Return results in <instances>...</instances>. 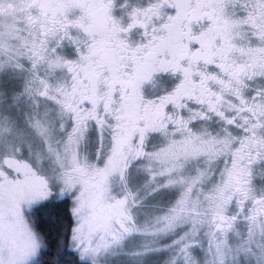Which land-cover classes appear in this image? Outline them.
Segmentation results:
<instances>
[{"label": "snow or ice", "instance_id": "1", "mask_svg": "<svg viewBox=\"0 0 264 264\" xmlns=\"http://www.w3.org/2000/svg\"><path fill=\"white\" fill-rule=\"evenodd\" d=\"M117 7L0 0V264H264V0Z\"/></svg>", "mask_w": 264, "mask_h": 264}, {"label": "flooded vegetation", "instance_id": "2", "mask_svg": "<svg viewBox=\"0 0 264 264\" xmlns=\"http://www.w3.org/2000/svg\"><path fill=\"white\" fill-rule=\"evenodd\" d=\"M124 2L125 0H117L118 4H123ZM127 4H128L127 11H130L132 8H135V7L147 6L148 0H127ZM127 11L123 8L117 7L113 13L116 18L121 20L122 25L124 26H127V24L130 22V17L128 16ZM140 32L141 30L139 29L133 30L132 38L134 40H139Z\"/></svg>", "mask_w": 264, "mask_h": 264}]
</instances>
